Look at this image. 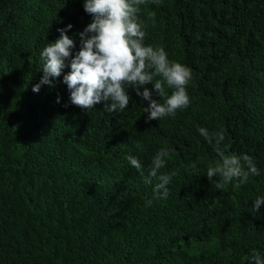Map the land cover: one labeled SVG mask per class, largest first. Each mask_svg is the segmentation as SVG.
I'll list each match as a JSON object with an SVG mask.
<instances>
[{"label": "trees", "instance_id": "obj_1", "mask_svg": "<svg viewBox=\"0 0 264 264\" xmlns=\"http://www.w3.org/2000/svg\"><path fill=\"white\" fill-rule=\"evenodd\" d=\"M139 18L146 45L191 69V103L175 117L149 122V103L132 88L119 114L104 112L103 102L91 111L74 106L63 83L70 67L54 87L33 92L43 77L40 53L58 29L73 25L74 57L92 18L83 0H0V264H250L254 251L264 257V205L251 211L264 197V0H146ZM201 127L223 131L224 153L247 154L259 175L217 189L219 178L210 182L206 173L220 157ZM162 147L170 157L147 184ZM172 172L168 198H155L159 175Z\"/></svg>", "mask_w": 264, "mask_h": 264}, {"label": "clouds", "instance_id": "obj_2", "mask_svg": "<svg viewBox=\"0 0 264 264\" xmlns=\"http://www.w3.org/2000/svg\"><path fill=\"white\" fill-rule=\"evenodd\" d=\"M146 0H83L84 11L92 18L91 23L78 33L80 50L73 57L75 41L67 35L73 25L58 29L60 37L48 43L40 53L43 77L32 91L39 93L42 85L53 86V79L61 77L66 67L70 71L63 76V83L70 92L71 104L85 110H93L104 103V112L122 113L131 100L128 89L148 101L143 108L148 121L175 117L178 111L186 109L190 103L187 86L192 79L191 69L176 61H170L163 47L145 44L147 25L140 20L141 6ZM159 4L160 0H153ZM151 19L155 12L149 13ZM69 62V63H66ZM160 98L153 99V90ZM143 89V91H141ZM167 90H171L169 94ZM163 100V102H161ZM59 102V100L57 101ZM199 133L219 154V159L207 167L206 176L211 182L218 177L216 188L223 189L234 180L239 184L247 183L250 176L259 175L253 159L242 156L226 155L221 149L225 137L223 131L210 134L203 127ZM170 157L169 149L162 147L152 159L149 176L144 178L147 184L157 178L160 169L166 166ZM128 164L144 175L141 162L134 156L126 157ZM192 169L196 163L190 165ZM177 172L159 175V183L153 189L155 198L167 199L169 184ZM151 205V200L146 201ZM264 205V197L253 202L252 213L259 212ZM250 264H264V257L254 251Z\"/></svg>", "mask_w": 264, "mask_h": 264}]
</instances>
